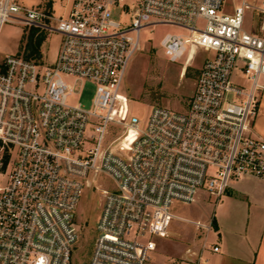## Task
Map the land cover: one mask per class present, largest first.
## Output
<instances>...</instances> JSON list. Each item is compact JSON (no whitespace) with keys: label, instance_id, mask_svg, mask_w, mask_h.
Returning a JSON list of instances; mask_svg holds the SVG:
<instances>
[{"label":"built area","instance_id":"built-area-1","mask_svg":"<svg viewBox=\"0 0 264 264\" xmlns=\"http://www.w3.org/2000/svg\"><path fill=\"white\" fill-rule=\"evenodd\" d=\"M0 0V28L16 23L57 33L52 63L24 52L0 60V264H72L76 211L85 189L101 191L89 264H149L155 237L175 219L198 231L171 264H205L220 250L207 221L176 215L177 203L213 200L244 177L264 180V138L253 122L264 92V0ZM247 13L261 34L245 28ZM171 26L159 44L182 76L208 53L183 111L153 106L147 119L114 116L129 63L147 28ZM95 86L89 106L75 82ZM237 80H242L238 82ZM9 150L5 163L3 149ZM113 182L100 189L98 178Z\"/></svg>","mask_w":264,"mask_h":264},{"label":"rangeland","instance_id":"rangeland-1","mask_svg":"<svg viewBox=\"0 0 264 264\" xmlns=\"http://www.w3.org/2000/svg\"><path fill=\"white\" fill-rule=\"evenodd\" d=\"M23 5L32 6L43 0H19ZM51 3V0H44ZM55 1L56 14L64 11L63 0ZM67 2V0H66ZM241 0H224L222 11L231 13ZM245 28L253 33L261 34L260 20L256 15L247 13ZM29 28L16 23L6 22L0 28V60L8 54L24 52ZM171 26L147 28L142 32V47L132 57L117 100L114 116L125 119L128 115H138L145 121L153 106H169L183 111L187 108L195 88L204 58L208 53L199 51L196 58L187 67L182 76V61H170L159 44L166 32H178ZM60 35L49 33L41 45L42 62L52 63L60 44ZM242 82V80H237ZM95 86L81 80L75 82V102L85 106L91 104ZM5 176L0 173V184ZM100 189H110L113 182L106 176L98 178ZM101 191L85 189L81 195L76 211L79 237L73 249L72 264H89L96 237V226L101 216ZM215 204L213 200H201L198 203H177L172 211L189 219L207 221L213 217ZM171 237H155L158 246L149 264H171V260L182 255L188 246L194 244L193 238L198 231L188 222L175 219L171 222ZM212 240V233L209 234Z\"/></svg>","mask_w":264,"mask_h":264},{"label":"crops","instance_id":"crops-1","mask_svg":"<svg viewBox=\"0 0 264 264\" xmlns=\"http://www.w3.org/2000/svg\"><path fill=\"white\" fill-rule=\"evenodd\" d=\"M71 0H63L66 13ZM55 8V1L51 0ZM254 133L264 138V92L253 122ZM212 242L220 250L207 253L205 264H264V180L244 177L227 189L215 205Z\"/></svg>","mask_w":264,"mask_h":264},{"label":"trees","instance_id":"trees-1","mask_svg":"<svg viewBox=\"0 0 264 264\" xmlns=\"http://www.w3.org/2000/svg\"><path fill=\"white\" fill-rule=\"evenodd\" d=\"M47 34L44 32H37V29L32 28L29 30L27 34V40L24 44V54L26 58H39L41 55V45L43 41L46 39ZM3 146L2 141L0 140V149ZM9 150L7 147L3 149V159L6 163L9 160ZM215 223V220H213Z\"/></svg>","mask_w":264,"mask_h":264}]
</instances>
